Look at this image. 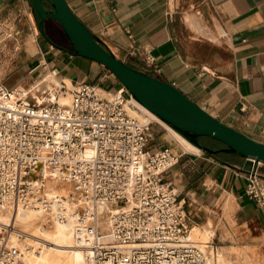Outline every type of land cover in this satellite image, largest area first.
Instances as JSON below:
<instances>
[{
	"label": "crops",
	"instance_id": "obj_1",
	"mask_svg": "<svg viewBox=\"0 0 264 264\" xmlns=\"http://www.w3.org/2000/svg\"><path fill=\"white\" fill-rule=\"evenodd\" d=\"M66 2L120 60L173 84L219 121L264 143V0ZM36 21L32 0H0V32L23 41L34 32ZM45 24L60 41L45 39L40 30L29 38L25 49L34 54L16 66L7 79V85L13 83L9 87L25 82V77L37 79L29 89L32 93L41 84L47 85V94L52 93L59 80L70 89L89 83L112 94L123 86L102 63L63 49L72 47L57 20L46 18ZM15 51L19 56L25 52L22 47ZM131 113L141 119L146 114L134 103ZM163 129H150L148 148H168L176 156L161 180L177 190L190 226L212 216L202 207L210 208L228 195L239 207V217L254 220L264 232V204L245 193L243 176L256 163L208 137H198L203 147H197L175 129L168 131L176 141L172 143ZM257 172L264 178L263 163ZM196 205L201 207L196 210Z\"/></svg>",
	"mask_w": 264,
	"mask_h": 264
},
{
	"label": "built area",
	"instance_id": "obj_2",
	"mask_svg": "<svg viewBox=\"0 0 264 264\" xmlns=\"http://www.w3.org/2000/svg\"><path fill=\"white\" fill-rule=\"evenodd\" d=\"M12 90L0 83V203L14 193L43 200V188L31 182L42 168L57 167L75 174L95 202L112 203L108 229L98 234L107 238L92 242L84 264H206L207 252L187 239L184 202L161 180L177 158L168 148H148L151 122L127 113L132 96L124 85L106 97L79 83L69 104L58 102L64 80L53 100L46 92L40 102L28 93L12 100ZM251 160L256 166L243 175L245 193L264 204L261 162ZM2 239L0 231V264H13L15 250Z\"/></svg>",
	"mask_w": 264,
	"mask_h": 264
},
{
	"label": "bare ground",
	"instance_id": "obj_3",
	"mask_svg": "<svg viewBox=\"0 0 264 264\" xmlns=\"http://www.w3.org/2000/svg\"><path fill=\"white\" fill-rule=\"evenodd\" d=\"M18 88V86H13L12 100L28 93ZM75 88L67 87L65 92L59 94L58 102L69 104L72 99V90ZM94 91L100 96L112 97L114 95L111 92L101 91L95 86ZM65 93H67L66 96ZM48 94V98L53 100V93ZM135 101L142 109L146 110L143 119L131 113V106L133 105L131 99L125 102V109L129 115L138 119L140 124L153 121L167 131L173 130L171 125L148 110L137 99ZM37 172L35 179L31 182L34 189L42 188V185L47 186L51 181L55 183V186H49L44 190L43 200L32 199L34 201L33 206H30L31 197L21 199L17 193L8 195L9 197L7 196V199L0 203V230H4L5 233L2 245L5 248L15 250L13 264H84L92 242L107 238L105 235L99 237L98 234L99 229H108L109 217L106 212L113 211L111 209L112 203L95 202L88 187H82L76 175L70 171H60V168L57 167H44ZM18 180L19 178H17ZM57 184L59 187L56 186ZM66 185H70L72 189H68ZM175 191L177 190L175 189ZM262 191L264 194V187ZM44 202H46V206H44ZM82 207L85 208L83 220L77 215ZM46 214L49 216L46 217ZM40 215H43V218L38 223H29L31 219L34 220ZM87 221L92 222L93 237L88 234ZM16 222L21 224L23 228L30 224L33 225L31 231L29 233L25 231L18 234L11 233L10 227L14 223L17 224ZM78 227L81 232L76 237L75 232ZM211 229L212 219L208 218L206 223L202 225H191L187 239L196 242L203 249L208 248V240L213 234ZM206 264L225 263L221 261L219 255L215 256L212 251L209 258L207 255Z\"/></svg>",
	"mask_w": 264,
	"mask_h": 264
},
{
	"label": "water",
	"instance_id": "obj_4",
	"mask_svg": "<svg viewBox=\"0 0 264 264\" xmlns=\"http://www.w3.org/2000/svg\"><path fill=\"white\" fill-rule=\"evenodd\" d=\"M43 31L46 18L57 20L72 48L70 53L94 59L110 69L125 86L129 94L148 110L167 122L197 147L199 135H208L227 145L224 150L238 153L264 164V143L219 121L191 100L173 84L138 70L120 60L73 13L66 0H50L52 9L44 7L42 0H32ZM205 149L211 151L208 147Z\"/></svg>",
	"mask_w": 264,
	"mask_h": 264
},
{
	"label": "rangeland",
	"instance_id": "obj_5",
	"mask_svg": "<svg viewBox=\"0 0 264 264\" xmlns=\"http://www.w3.org/2000/svg\"><path fill=\"white\" fill-rule=\"evenodd\" d=\"M45 21L46 19L44 20V23H43V27L45 31L42 32V35L44 36L45 39H48L54 42L55 44H57L56 42L60 41V39L57 36H54L52 33H50V31L46 27ZM37 22L38 20L34 24L35 26L34 32L27 34L24 37L23 41L22 39L20 40V38L17 40L16 36L13 34H10V33L6 34L5 31L0 32V83L1 84L7 85L8 83L7 79L11 77L15 69H17L16 66L20 65L24 61L26 62L27 59L29 58L28 55L34 54L25 49V44L29 38L31 37L35 38V33L39 31ZM35 44H36L35 49L37 50V47H38L37 41H35ZM20 47H22L27 54L24 52L22 54L20 53V56L17 55L15 49L19 50ZM26 78L27 77H25V82H22L15 86H18L19 88H22L24 91H27L28 96L26 97H36L37 101L40 102L41 98L44 99L43 96H44V93L46 92L47 85L41 84V85L36 86L34 89H32L33 91L32 93V92H29V89L32 88V86L37 83V79L36 77L34 78L32 77L26 80ZM12 84L13 83H10L9 85H12ZM24 85H27V86H24ZM66 95L67 93H65V96ZM127 98H130V95H128ZM130 99L135 104L136 108L142 110V108L138 105V103L135 101L133 97H131ZM28 101H33V99H29ZM23 104H26V103H23ZM145 111L146 110H144V113H146ZM149 128L150 129L160 128L161 129L160 131H162L163 129L158 123L153 122V121L149 124ZM164 131L167 134L166 135L167 139H169L172 143H175L176 142L175 139L168 133V131L166 129ZM198 137L200 138L208 137L212 139L214 143H223L208 135H199ZM217 154L223 155L224 152L218 151ZM259 164L262 165V163H259ZM48 184L47 186L42 185L43 192L49 186L51 187L55 186V183L54 182L52 183V181L49 182ZM56 186L59 187L58 184ZM66 187L68 189H72L70 185H66ZM228 197H229L228 195H222L217 200L216 205L210 208L202 207L203 210H205L207 213H211L212 215V216H208L207 218L212 219V229L211 230L213 234L208 240V248H204V250L207 252L208 258L211 256L212 251H213V254H215V256L219 255L221 258V261H223L225 264H264V232H262V230L254 222V220L252 219L246 220L244 218L239 217L238 212H237L239 207H235L234 205H236V202L231 199L230 200L227 199ZM32 199L35 200L36 198L30 199L32 201L30 206H33L34 201ZM227 202H230L231 205L234 204L233 205L234 207L229 206V205L225 206ZM197 206L201 207V205H196L195 206L196 210L198 209ZM84 209L85 208H83V210ZM77 215L79 216L80 219L83 220L84 214L81 215L79 211L77 212ZM45 216L48 217L49 215L46 214ZM42 218H43V215L37 216L34 218V220L31 219L29 223H33V222L38 223ZM207 218L203 222L201 221V223H195V224L202 225L206 222ZM16 223L17 224L14 223L11 225L10 227L11 233L18 234L23 231L29 233L33 226L30 224L29 226L23 228L21 224H18V222ZM86 225L89 228L88 230L89 236L91 235V237H93V229L91 227L92 222L87 221ZM80 230L78 227L75 232L76 237L80 235V232H81ZM0 231L2 232V235L5 237L4 230H0Z\"/></svg>",
	"mask_w": 264,
	"mask_h": 264
},
{
	"label": "trees",
	"instance_id": "obj_6",
	"mask_svg": "<svg viewBox=\"0 0 264 264\" xmlns=\"http://www.w3.org/2000/svg\"><path fill=\"white\" fill-rule=\"evenodd\" d=\"M42 3H43V5H44V7L45 8H47V9H49V6H48V3H47V1L46 0H42ZM51 6V5H50ZM33 10H34V13H35V18L37 19V20H39V16H38V14H37V12H36V10L34 9V6H33ZM45 30H44V27H43V31H41V33L42 32H44ZM108 49V48H107ZM126 63V62H125ZM126 64H128V63H126ZM129 65V64H128ZM132 67V66H131ZM151 75V74H150ZM197 140H198V137H197ZM199 142V141H198ZM218 151V150H217Z\"/></svg>",
	"mask_w": 264,
	"mask_h": 264
}]
</instances>
